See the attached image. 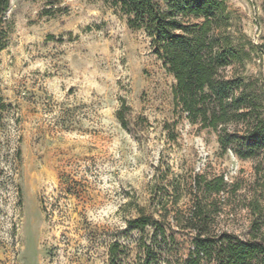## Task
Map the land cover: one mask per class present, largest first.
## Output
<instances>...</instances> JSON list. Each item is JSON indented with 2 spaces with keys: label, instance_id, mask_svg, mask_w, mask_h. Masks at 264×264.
I'll list each match as a JSON object with an SVG mask.
<instances>
[{
  "label": "rangeland",
  "instance_id": "rangeland-1",
  "mask_svg": "<svg viewBox=\"0 0 264 264\" xmlns=\"http://www.w3.org/2000/svg\"><path fill=\"white\" fill-rule=\"evenodd\" d=\"M223 1L233 42L249 55L228 74L262 89L264 0ZM173 86L146 32L103 0H9L0 21V264H222L224 235L264 244L262 160L223 152L175 107ZM219 179L222 190L206 192ZM195 205L203 224L193 230ZM139 217L165 239L129 230ZM199 231L214 244L210 258L194 255Z\"/></svg>",
  "mask_w": 264,
  "mask_h": 264
},
{
  "label": "trees",
  "instance_id": "trees-1",
  "mask_svg": "<svg viewBox=\"0 0 264 264\" xmlns=\"http://www.w3.org/2000/svg\"><path fill=\"white\" fill-rule=\"evenodd\" d=\"M126 18L133 30H144L153 54L173 77V101L190 124L212 131L220 149L240 160L264 164V87L251 77L231 72L244 68L248 52L233 42L231 13L223 0H103ZM9 0H0V21ZM264 49V45L262 46ZM256 166L255 169H259ZM264 169V168H263ZM223 181L206 192L219 193ZM202 210L195 205L187 223L202 226ZM201 220V221H200ZM199 221V222H196ZM195 223V224H194ZM129 230L152 229L153 238L165 239L163 228L147 217L127 223ZM222 264H264V244L223 237ZM214 244L202 231L194 239L196 258L211 257ZM147 254L149 249H146ZM148 263V260L145 261ZM194 264H198L197 261Z\"/></svg>",
  "mask_w": 264,
  "mask_h": 264
}]
</instances>
